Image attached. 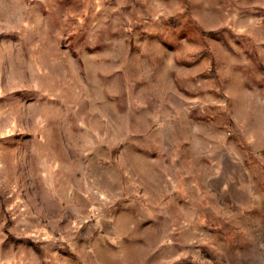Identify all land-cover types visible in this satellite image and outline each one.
<instances>
[{"label":"rangeland","instance_id":"rangeland-1","mask_svg":"<svg viewBox=\"0 0 264 264\" xmlns=\"http://www.w3.org/2000/svg\"><path fill=\"white\" fill-rule=\"evenodd\" d=\"M0 264H264V0H0Z\"/></svg>","mask_w":264,"mask_h":264}]
</instances>
